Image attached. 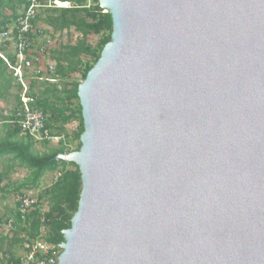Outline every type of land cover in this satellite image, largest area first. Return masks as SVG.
<instances>
[{
  "label": "water",
  "instance_id": "water-1",
  "mask_svg": "<svg viewBox=\"0 0 264 264\" xmlns=\"http://www.w3.org/2000/svg\"><path fill=\"white\" fill-rule=\"evenodd\" d=\"M98 1L58 264H264V0Z\"/></svg>",
  "mask_w": 264,
  "mask_h": 264
},
{
  "label": "trees",
  "instance_id": "trees-1",
  "mask_svg": "<svg viewBox=\"0 0 264 264\" xmlns=\"http://www.w3.org/2000/svg\"><path fill=\"white\" fill-rule=\"evenodd\" d=\"M63 3H70V8L50 10L56 14L49 18L48 24L59 32L70 31L74 29L82 35V38L76 45H67L62 48V53L55 58L57 69L52 76V80L57 83H39L36 79L32 81L31 88L37 92V108L47 117L46 128L53 135L62 137L59 148H50L49 141L41 142L46 148V152L40 154L36 151V142L29 135L22 134L21 129L13 123L15 121L16 110L19 105L20 87L16 85L15 99L16 107L12 110L11 116L4 118L9 123L8 133L0 136V157H11L19 161L30 171V176L18 185L16 192L19 196L25 195L22 190H34L40 187L44 176L49 173H59L53 185L44 190L37 198V205L30 211L25 219L22 218L19 211L15 209L11 219H0V228L12 222L10 232L12 236L8 239L6 235H0V252L6 242L10 247L23 245L37 240H44L49 245L59 246L64 243L63 231L71 228V222L78 211L80 196L82 192V180L79 168L74 163L57 160L62 154L78 152L81 149L80 138L84 133V122L82 118V108L78 98V87L86 79L89 71L96 65L101 57V52L105 45L111 42L113 32L112 16L105 12L99 5L98 0H58ZM27 0H0V33L6 31L7 27L12 25L19 16V9L24 8ZM11 8L12 17L9 18L3 14L4 8ZM40 17L34 22L36 28ZM90 35H101L96 46L87 43V37ZM3 45V44H2ZM2 47H0L1 49ZM13 60L12 55H8ZM83 57L90 60L85 62ZM7 65L0 60V80L3 77L14 80L12 75H8ZM80 73L81 81L73 79V74ZM72 80L71 82H69ZM61 87V88H60ZM12 88V87H11ZM8 91V89H7ZM7 91H0L3 95ZM72 122L77 123V128L68 134L66 126ZM70 144H75L73 149ZM3 183V176L0 174V190ZM43 200L48 201L49 209L44 212L42 209ZM7 252V251H6ZM10 262H17L18 257L10 251L7 255Z\"/></svg>",
  "mask_w": 264,
  "mask_h": 264
},
{
  "label": "built area",
  "instance_id": "built-area-1",
  "mask_svg": "<svg viewBox=\"0 0 264 264\" xmlns=\"http://www.w3.org/2000/svg\"><path fill=\"white\" fill-rule=\"evenodd\" d=\"M70 3H63L58 0H27L23 13L16 21L7 27L0 36V43H11L14 47L13 60L0 49V60L8 67L9 72L20 87L18 94L19 105L15 114V123L22 131V134L29 135L35 141H57L62 137L53 135L46 128V115L37 108V92L31 88L32 80H37L40 84L48 81L55 83L54 80L45 79V74H55L57 63L45 60L46 45H39L42 30H36L34 22L41 18L40 14L44 11L53 9L70 8ZM106 12V11H105ZM40 46L39 49H35ZM31 78H34L31 80ZM60 174H57L59 177ZM38 198L32 196H18L16 209L23 219L37 205ZM8 230L12 229V222L8 225ZM0 228V232H1ZM62 245V244H61ZM60 246V245H59ZM53 246L44 240H37L26 243L25 254L17 261L10 262L8 257L2 259L3 264H58L63 249Z\"/></svg>",
  "mask_w": 264,
  "mask_h": 264
},
{
  "label": "rangeland",
  "instance_id": "rangeland-1",
  "mask_svg": "<svg viewBox=\"0 0 264 264\" xmlns=\"http://www.w3.org/2000/svg\"><path fill=\"white\" fill-rule=\"evenodd\" d=\"M40 21L36 25V30H42L44 33L38 41L39 45H46V54L45 60L55 61V58L59 57V54L62 52V48L67 45H76L77 42L82 38V35L76 32L74 29L70 31H55L49 24V18L55 17L56 14L52 11H44L40 14ZM102 38L101 35H90L87 37V43L91 46H96L99 40ZM40 46H37L35 49H39ZM85 62H88L90 59L83 57ZM54 74H45L43 81L45 79L53 78ZM73 79L77 82L81 81L80 73L73 74ZM34 78H31V80ZM52 80V79H50ZM33 81V80H32ZM57 85L59 81L54 80ZM70 80L69 82H71ZM42 83V82H41ZM61 88V87H60ZM15 90H11L9 94L6 95L5 100L0 102V123H2L4 118L11 116L12 110L16 107L17 101L15 99ZM77 128V123L72 122L66 126L68 134L71 135L73 131ZM58 136V135H57ZM36 151L40 154L46 152L41 142H36ZM50 148H59L60 142L52 141L50 142ZM69 148L73 149L75 144H70ZM0 171L4 174L3 183L1 185L2 190H0V219H11L13 216V211L16 209L17 197L19 196L16 192V189L19 184L23 183L29 176L31 171L19 161H15L8 157H0ZM57 173L49 172L47 173L41 181L40 187L34 190H22L23 194L26 196H32L37 198L44 190L51 187L55 182ZM42 209L44 212L48 211L49 204L48 201L43 200ZM6 235L8 239L11 238L12 233L8 230L7 226H4L1 229L0 235ZM7 251V252H6ZM9 251L15 256L22 257L26 250L23 245H17L10 247L8 243H4L2 246V252H0V257L7 255Z\"/></svg>",
  "mask_w": 264,
  "mask_h": 264
},
{
  "label": "crops",
  "instance_id": "crops-1",
  "mask_svg": "<svg viewBox=\"0 0 264 264\" xmlns=\"http://www.w3.org/2000/svg\"><path fill=\"white\" fill-rule=\"evenodd\" d=\"M25 7L23 8H20L19 9V16L23 13ZM3 14L9 18L12 17V11H11V8L10 7H6L4 8L3 10ZM18 16V17H19ZM2 33H0V36H1ZM3 44V45H2ZM0 47L1 50L3 52H5L7 55H12L13 56V53H14V47L11 43H0ZM8 72V75L11 76V73L9 71ZM13 77V76H12ZM16 81L15 79L14 80H10L9 78L7 77H3L1 80H0V91H8L5 92L3 95H0V99L1 100H5L6 99V95L9 94L11 92V90H15L16 88ZM12 87V88H11ZM16 95V94H15ZM0 100V102H1ZM4 121L2 123H0V136L1 137H4L7 133H8V130H9V123H11V121H6L5 119H3ZM11 159V157H8ZM0 174H2L3 176V179H4V174L3 172L0 171ZM14 255V254H13ZM17 257V256H16ZM18 258L20 259L21 257L18 256Z\"/></svg>",
  "mask_w": 264,
  "mask_h": 264
}]
</instances>
